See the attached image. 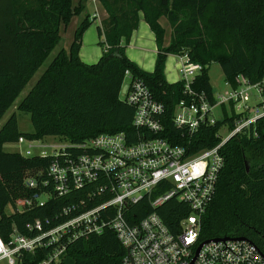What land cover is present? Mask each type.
Listing matches in <instances>:
<instances>
[{
	"label": "trees",
	"instance_id": "16d2710c",
	"mask_svg": "<svg viewBox=\"0 0 264 264\" xmlns=\"http://www.w3.org/2000/svg\"><path fill=\"white\" fill-rule=\"evenodd\" d=\"M80 0H0V121L25 86L48 59L62 39L61 28L81 14ZM109 16L99 26L105 48L98 62L80 57L83 36L92 21L78 23L69 49L62 47L21 102L20 109L31 114L33 132H21L13 113L0 129V234L5 242L14 232L35 236L29 224L52 218L64 206L77 201L82 192L66 197L53 195L43 205L19 210L25 198L36 199L49 189L47 178L53 154L24 155L5 145L20 136L42 139L65 137L81 144L102 132L136 134L132 124L134 108L121 99L125 70L146 81L155 97L166 105L170 117L183 96V82L168 83L165 62L169 54L188 53L202 63L195 87L213 92L210 66L220 63L225 79L235 82L239 74L252 81L264 76V0H100ZM167 17L172 27L171 42L164 44L165 30L159 22ZM144 18L155 33L158 46L155 68L146 71L126 53L133 31ZM204 127L197 149L216 145L220 125ZM70 149V148H68ZM75 152L81 148L72 147ZM225 165L220 172L216 194L203 215L201 240L221 236H245L264 252V130L260 137L237 134L222 147ZM37 187L27 183L30 175ZM157 193L153 195L155 197ZM11 205L13 212L6 211ZM135 219L154 210L148 198L134 204ZM169 228L180 230L179 219L190 207L170 199L157 209ZM65 218H61L62 221ZM56 245L22 250L17 264H40ZM126 249L116 233L106 229L79 237L67 244L59 261L50 264H123Z\"/></svg>",
	"mask_w": 264,
	"mask_h": 264
},
{
	"label": "built area",
	"instance_id": "2783aa9c",
	"mask_svg": "<svg viewBox=\"0 0 264 264\" xmlns=\"http://www.w3.org/2000/svg\"><path fill=\"white\" fill-rule=\"evenodd\" d=\"M173 57L178 79L166 80L184 84L183 96L169 119L173 129L166 124V105L144 79L126 69L121 99L134 108L135 135L102 132L81 144L56 145L52 153L41 150L34 154L30 143L19 150L24 155H54L48 177L42 180L49 190L36 199L20 201L19 210L43 205L53 195L66 197L76 191L82 195L52 218L29 224L37 231L35 236L14 232L8 243L0 234V261L17 264L22 250L56 245L40 263L50 264L59 261L68 243L110 229L126 249L123 264H264V252L247 237L200 239L203 215L216 194L225 165L222 147L237 134L258 138L264 130V76L254 82L239 74L234 83L224 79L223 90L213 86L211 93L194 85L203 73L202 63L193 61L188 53ZM219 121L220 141L197 149L202 129ZM222 130L228 132L225 137ZM28 141L34 140L20 136L17 142ZM72 147L82 151L76 153ZM27 183L39 185L34 174ZM145 198L154 210L135 219L133 206ZM173 198L191 210L179 219L180 230L176 232L157 211Z\"/></svg>",
	"mask_w": 264,
	"mask_h": 264
},
{
	"label": "rangeland",
	"instance_id": "374dc122",
	"mask_svg": "<svg viewBox=\"0 0 264 264\" xmlns=\"http://www.w3.org/2000/svg\"><path fill=\"white\" fill-rule=\"evenodd\" d=\"M32 2H35L36 0H31ZM74 3L77 5L80 3V0H74ZM83 9L81 14L75 15L71 22L65 26L63 23L61 26V35L62 39L60 43L57 45V47L52 51L48 59L43 63L41 68L35 73V75L30 79L28 84L25 86L17 100L14 102V104L10 107V109L6 112V114L3 116V118L0 121V129L3 127L5 122L8 120V118L13 114H17L18 119V127L21 132H33L34 131V124L32 122L31 114L28 111H24L20 109L21 102L25 98V96L28 94L32 86L35 84V82L38 80V78L41 76V74L44 72L50 61L54 58V56L59 52V50L62 47H65L69 41L71 36H74L75 33V24L78 21V23L81 21L82 18L87 17L91 21H98L100 23V26L103 28V20L106 19L109 14L107 10L103 7L100 0H84L82 1ZM160 24L165 30V45H168L171 42L172 37V27L169 23L167 17H161L159 19ZM104 29V28H103ZM90 35V33H88ZM104 41V36L101 37ZM210 78L212 85L214 88L218 90H223L225 88L224 85V79L225 74L223 72V69L218 62H213L210 66ZM226 130L221 131V136L225 137L227 135ZM34 140V139H31ZM70 141L66 139L65 137H59V136H46L42 139H36L34 141H28L25 143H14L10 142L5 145V149L9 151L14 150H22L26 149L28 147V143L32 144V151L34 154L39 153L41 150H46L48 153H52L54 151L53 147L56 145H65L69 143ZM15 208H13L11 205L7 206L6 211L8 213H11L14 211ZM18 209H21L20 206H18ZM10 242V241H9ZM8 242V243H9ZM0 264H8L7 261L2 260L0 261Z\"/></svg>",
	"mask_w": 264,
	"mask_h": 264
},
{
	"label": "crops",
	"instance_id": "0c3cea01",
	"mask_svg": "<svg viewBox=\"0 0 264 264\" xmlns=\"http://www.w3.org/2000/svg\"><path fill=\"white\" fill-rule=\"evenodd\" d=\"M77 25L78 21L75 24V29L77 28ZM99 26L100 23L93 20L83 36L80 57L87 63L98 62L105 48L100 44L102 38L99 34ZM88 33H90V35H88ZM72 40L73 36H71L70 41L65 48L69 49ZM157 50L158 46L155 33L145 19L142 18L138 27L133 31L129 45L126 48V53L132 61L139 65L140 68L146 71H153L155 68ZM174 63L173 54H169L165 62V76L172 82L178 79V75L174 70Z\"/></svg>",
	"mask_w": 264,
	"mask_h": 264
},
{
	"label": "water",
	"instance_id": "95a60500",
	"mask_svg": "<svg viewBox=\"0 0 264 264\" xmlns=\"http://www.w3.org/2000/svg\"><path fill=\"white\" fill-rule=\"evenodd\" d=\"M126 90V86H124L123 87V91H125ZM223 238H227V237H223ZM238 239H242V238H245V236H239V237H237ZM219 239V237H216V238H213V240H218ZM212 240V239H211ZM206 242V241H205ZM203 244H204V242H202L200 245H199V247H198V249H197V252H199V250L201 249V247L203 246Z\"/></svg>",
	"mask_w": 264,
	"mask_h": 264
}]
</instances>
